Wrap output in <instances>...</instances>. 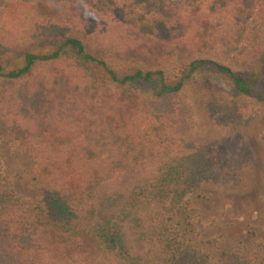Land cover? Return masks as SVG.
Returning a JSON list of instances; mask_svg holds the SVG:
<instances>
[{
    "label": "trees",
    "instance_id": "16d2710c",
    "mask_svg": "<svg viewBox=\"0 0 264 264\" xmlns=\"http://www.w3.org/2000/svg\"><path fill=\"white\" fill-rule=\"evenodd\" d=\"M221 1L152 13L151 0L113 12L15 5L14 23L0 26V145L20 144L44 192L17 194L0 159V264H208L188 236L207 225L187 214L180 227L174 215L220 178L222 158L188 140L183 88L203 89L218 123L259 110L264 127V0ZM227 7L253 22L240 26ZM159 24L185 32L165 42ZM240 42L241 70L204 56ZM219 264H264V241Z\"/></svg>",
    "mask_w": 264,
    "mask_h": 264
},
{
    "label": "rangeland",
    "instance_id": "374dc122",
    "mask_svg": "<svg viewBox=\"0 0 264 264\" xmlns=\"http://www.w3.org/2000/svg\"><path fill=\"white\" fill-rule=\"evenodd\" d=\"M122 0H0V26L12 25L16 20L15 5L53 2L57 5L94 6L101 12H113ZM136 1V0H132ZM148 13L161 9L165 3L218 10L221 0H151ZM140 5V4H139ZM244 9L245 4H241ZM228 7L238 23L251 24L253 17L242 8ZM230 11V14H229ZM218 22V18L215 20ZM163 41L173 43L183 35L180 25L159 24L153 32ZM249 45L240 42L204 56L221 60L235 70H241V56ZM264 86V83H263ZM194 119V129L188 140L204 144L212 154L222 158L218 180H209L191 192L186 203L177 209L174 222L184 227L187 214L196 216L207 227L200 233L190 230V241L207 255L208 264H219L228 256H240L249 251L256 241H264V127L259 110L249 115L243 125L221 124L212 118L206 108L205 91L191 84L183 88ZM0 159L7 169V185L17 194L31 200L39 198L43 185L34 178L31 157L18 142L0 145Z\"/></svg>",
    "mask_w": 264,
    "mask_h": 264
}]
</instances>
